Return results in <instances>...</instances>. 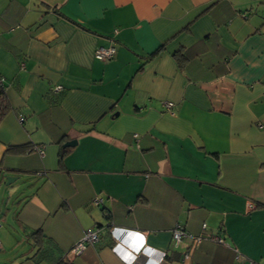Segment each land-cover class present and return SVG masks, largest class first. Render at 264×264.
<instances>
[{
	"label": "crops",
	"instance_id": "crops-1",
	"mask_svg": "<svg viewBox=\"0 0 264 264\" xmlns=\"http://www.w3.org/2000/svg\"><path fill=\"white\" fill-rule=\"evenodd\" d=\"M0 78V264H264V0H0Z\"/></svg>",
	"mask_w": 264,
	"mask_h": 264
},
{
	"label": "built area",
	"instance_id": "built-area-1",
	"mask_svg": "<svg viewBox=\"0 0 264 264\" xmlns=\"http://www.w3.org/2000/svg\"><path fill=\"white\" fill-rule=\"evenodd\" d=\"M116 55V48L114 45L110 46V47H99L96 50L95 53V57L97 60L99 61H111ZM24 67V64H23ZM62 91V87H57L55 89V92H61ZM166 106L171 109L174 105L173 103H167ZM259 129H264V124H258L257 125ZM135 137H137V135H135ZM38 152L40 153L41 156L44 155L42 149H38ZM102 201L100 199H96L94 201V204L97 206L99 205V203H101ZM207 228L206 225L203 226V229L205 230ZM100 228H97V230H91L88 231L83 239L81 241H79L76 245H74L70 251L66 254L65 256V261L68 262H73L77 257L81 256L88 248V246H93L95 243H97L100 239ZM116 230H119V228H113L112 229V233ZM131 233V232H128ZM141 236H143L145 238V233H140ZM189 237V234L184 231V229L180 226H177L176 229L174 230L173 233V237H172V242L176 245L178 243H180L184 238ZM191 237V236H190ZM196 240H199V238H197ZM214 241L217 242H222V240L218 237L213 238ZM2 249V243L0 240V251Z\"/></svg>",
	"mask_w": 264,
	"mask_h": 264
},
{
	"label": "trees",
	"instance_id": "trees-1",
	"mask_svg": "<svg viewBox=\"0 0 264 264\" xmlns=\"http://www.w3.org/2000/svg\"><path fill=\"white\" fill-rule=\"evenodd\" d=\"M174 56L177 59L179 66H182L185 63V61H186L185 55L178 53V54H175ZM10 111H11V105H10L9 100L7 98V95L5 93V81L2 78H0V125L3 122V120L8 116ZM28 148H29V146H27V147H11V148H9L8 152L13 153V154H18V153L21 154ZM68 153H69L68 148L62 149L60 151V153H59L60 163L63 162L64 158L68 155ZM184 231H186V230H184ZM35 235L40 236L41 242L45 238L41 231L35 233ZM58 264H73V262L65 261V257H64Z\"/></svg>",
	"mask_w": 264,
	"mask_h": 264
},
{
	"label": "clouds",
	"instance_id": "clouds-1",
	"mask_svg": "<svg viewBox=\"0 0 264 264\" xmlns=\"http://www.w3.org/2000/svg\"><path fill=\"white\" fill-rule=\"evenodd\" d=\"M142 241L144 243H146V240H145V238L143 236L138 235V234L134 236V243L136 245H138L139 247H143V243H141ZM122 259H124L125 261H127V264H132V262L136 259V257L135 256H132L129 253V254L123 256Z\"/></svg>",
	"mask_w": 264,
	"mask_h": 264
},
{
	"label": "water",
	"instance_id": "water-1",
	"mask_svg": "<svg viewBox=\"0 0 264 264\" xmlns=\"http://www.w3.org/2000/svg\"><path fill=\"white\" fill-rule=\"evenodd\" d=\"M76 145H77V141H70V142L65 143L63 145V148L64 149L72 148V147H75ZM17 180H18L17 177H7L6 182H5L6 187H9V186L13 185V183H15ZM119 230H121V229H119ZM125 231L129 232L126 229H125ZM114 233H115V231L112 233V236L116 237V236H114Z\"/></svg>",
	"mask_w": 264,
	"mask_h": 264
},
{
	"label": "rangeland",
	"instance_id": "rangeland-1",
	"mask_svg": "<svg viewBox=\"0 0 264 264\" xmlns=\"http://www.w3.org/2000/svg\"><path fill=\"white\" fill-rule=\"evenodd\" d=\"M24 183L25 182L22 179H20L17 182L13 183V185H11V186H13L11 189H13V192H15V190H17L18 188H20ZM2 231H3V228L0 230V233Z\"/></svg>",
	"mask_w": 264,
	"mask_h": 264
}]
</instances>
